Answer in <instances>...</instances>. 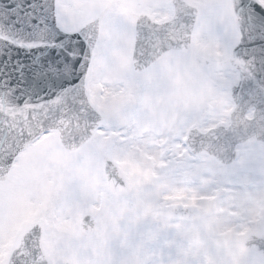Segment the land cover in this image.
I'll use <instances>...</instances> for the list:
<instances>
[{
	"label": "snow or ice",
	"instance_id": "snow-or-ice-1",
	"mask_svg": "<svg viewBox=\"0 0 264 264\" xmlns=\"http://www.w3.org/2000/svg\"><path fill=\"white\" fill-rule=\"evenodd\" d=\"M197 134L264 179V0H0V264H118L132 192Z\"/></svg>",
	"mask_w": 264,
	"mask_h": 264
},
{
	"label": "rangeland",
	"instance_id": "rangeland-1",
	"mask_svg": "<svg viewBox=\"0 0 264 264\" xmlns=\"http://www.w3.org/2000/svg\"><path fill=\"white\" fill-rule=\"evenodd\" d=\"M219 122L223 123V119ZM198 124L199 121H196L192 127H197ZM166 151L168 155L162 156V153L165 154ZM182 153L184 154L183 161L189 169L183 168L179 172L172 171L162 179L163 176L158 166L155 175L146 179L137 190L132 192L131 204L123 211L126 231L121 234L122 243L117 256L118 264H145L146 262L149 264H180L186 259L190 264H207L204 258V254L207 253L205 251L215 252L219 256L218 263L210 264H253L250 259L245 260V257H251V253L242 252L231 245L224 248L212 245L213 236L230 227L225 216L215 217L218 213L225 212V204L216 205V210L206 209L205 216L208 217L194 223L170 222L166 217L153 212L155 201L167 199L168 204H171L174 197L170 196L178 194L183 195L184 201L197 204L203 210L205 207L197 200L209 197L222 182L241 183L243 188L253 185L252 190H245V192L249 194L255 192V186L260 177L238 180L226 169H223L221 174H217L214 170L219 168L211 160H203L202 157L194 159L187 152ZM157 156L158 159L167 157L173 163H178L182 159L180 152L174 148L161 150ZM152 179L162 180L157 185ZM213 181L217 183H211ZM238 194L240 196L242 193ZM261 195L264 197L263 192L256 193L255 199ZM256 211L263 213L264 202L258 205ZM239 227L250 230L254 227V220L250 215L242 216L240 223L232 227L235 232H238L230 238L231 242L244 233L239 230ZM173 244H177L178 250L173 256L175 260L171 262L164 258H169V254L176 251ZM160 245L167 246L161 248Z\"/></svg>",
	"mask_w": 264,
	"mask_h": 264
},
{
	"label": "bare ground",
	"instance_id": "bare-ground-1",
	"mask_svg": "<svg viewBox=\"0 0 264 264\" xmlns=\"http://www.w3.org/2000/svg\"><path fill=\"white\" fill-rule=\"evenodd\" d=\"M261 188L264 189V183L263 181L259 180L256 184V189ZM241 199L246 203V205L248 206L249 210L251 211V214H254L255 210H256V206H255V197L249 193H244L241 196ZM207 252L206 254H204V258H205V262L207 264L210 263H218L219 262V256L215 253V252H210V251H205ZM246 258V257H245ZM251 257H247L245 260H248Z\"/></svg>",
	"mask_w": 264,
	"mask_h": 264
}]
</instances>
